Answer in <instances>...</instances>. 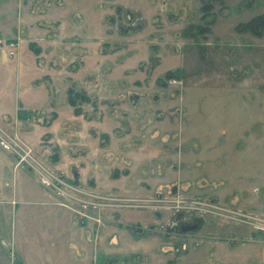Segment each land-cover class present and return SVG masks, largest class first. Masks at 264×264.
<instances>
[{
  "label": "rangeland",
  "instance_id": "rangeland-1",
  "mask_svg": "<svg viewBox=\"0 0 264 264\" xmlns=\"http://www.w3.org/2000/svg\"><path fill=\"white\" fill-rule=\"evenodd\" d=\"M46 14L56 25H37ZM261 15L264 0H0V30L27 18L36 37L19 40L17 65L0 50V131L68 185L114 199L80 213L36 165L0 147V264L259 257L264 233L165 200L252 214L228 198L246 188L249 121L262 93L263 39L242 26ZM42 30L61 54L44 52ZM43 75L56 76L53 85ZM192 224L199 229L182 233Z\"/></svg>",
  "mask_w": 264,
  "mask_h": 264
},
{
  "label": "crops",
  "instance_id": "crops-1",
  "mask_svg": "<svg viewBox=\"0 0 264 264\" xmlns=\"http://www.w3.org/2000/svg\"><path fill=\"white\" fill-rule=\"evenodd\" d=\"M46 10H47V8H46ZM27 24H28V19L25 18L24 22L21 20H17L16 27L11 26L8 30H5V31L0 30V43H2L3 41L7 42V41H14V40H17L19 43V40H22V39H28V41H35L36 37H34L35 34L32 32L33 29L30 28V25H27ZM38 24H40V25L42 24V25H44V27L49 26V25H53V24L56 25L53 22V20L47 14L43 15L40 18V20L37 21V25ZM44 30H48V29H44ZM55 31H57V32L54 33L53 37H55L56 40H61L62 39L61 32L60 31L58 32V30L56 28H55ZM4 33L12 34L13 37L11 36L9 38H4L5 37ZM47 33H44V31H43L41 33V37L37 38L38 40H40L42 42L44 41L45 43H47V46L45 47L44 52H48V53L51 52V53L56 54V55L61 54V52L63 50H62V48H58V45H60V43L58 41L56 42L55 39L53 40L52 38H50V34L49 33L47 34ZM82 33H83V31H81L80 34H82ZM239 33L240 34H247V33H242V32H239ZM14 36H15V38H14ZM87 36L88 35L85 34L86 38H87ZM252 36H256V35H254L252 33ZM221 37H222V35L220 36V38ZM256 37L259 40L263 39V43H261V45L264 46V32L262 31L261 35L256 36ZM51 41H53V44H51ZM237 42L240 44L246 43L247 45H249L247 47L249 49L251 47L254 48L253 42L250 43V41H247V40L243 41V43L241 41L239 42V40ZM221 43H223V42L221 41ZM54 45H55V47H53ZM2 46L0 45V50L3 52L2 54L5 58L4 59L5 62H8L6 55H5L4 51L2 50ZM69 53L70 54L73 53L72 49L69 51ZM69 53H68V55H69ZM18 54L19 53H18V48H17L16 58L12 62H9L8 65L12 66L14 64H16V65L18 64ZM73 54H75V53H73ZM86 54L88 55V52ZM86 57H88V56H86ZM52 58H54V57H52ZM48 64L50 65L49 62H48ZM46 65H47V63H45L43 58L39 57V59H37L38 68H41L42 70H44L46 68ZM232 70H234V69H232ZM246 70H248V68ZM91 71H94L93 67L91 68ZM236 75L233 78L238 80L239 79V78H237L238 74H236ZM245 75H247V72H245ZM244 78H247V77H240L239 80L244 79ZM43 79L45 81L46 87L47 86L50 87V85H53L52 83L56 79V76L54 77L53 80H49V75H43ZM245 84H247V83H245ZM256 90H258L262 93L257 98V103H256V106L254 108V112L250 116V121H249L250 122L249 123V130H248L249 136H248V142L246 143V148H247L248 152H250L251 162L249 160L247 161V171H246V176L244 178L246 181V188L248 187V190H246L245 186H240L238 188L237 192L232 193V195L228 199H229L230 204L243 207L247 211H250L252 214H255V215H258V216H261L264 218V64H263V73H262V85L257 87ZM252 157L255 159L253 160ZM258 157H259V159H258ZM244 179L242 176L239 177V180L240 181L242 180V182H245ZM247 183H249V184H247ZM241 185H243V184H241ZM253 233L254 232L250 231L251 237H253L252 236ZM221 239L222 238H220V240ZM250 241H251V243H254L257 246L259 245L257 243L258 240L254 239V238L253 239L251 238ZM237 246H238V244H233L231 246V249H235V248H237ZM259 247H261L259 257H257V255H255L254 250H251L250 253H247V256L245 257L247 259L245 262L246 264H264V239L261 241ZM219 259H221V258L219 257ZM231 260H232L231 261L232 264H240L242 259L239 255H237V256L235 255L234 258H231Z\"/></svg>",
  "mask_w": 264,
  "mask_h": 264
},
{
  "label": "built area",
  "instance_id": "built-area-1",
  "mask_svg": "<svg viewBox=\"0 0 264 264\" xmlns=\"http://www.w3.org/2000/svg\"><path fill=\"white\" fill-rule=\"evenodd\" d=\"M18 41H8L2 46L6 58L8 61H12L17 56ZM0 147L9 152L17 160V163L23 165H36L37 170L43 175V181L51 185L59 195H62L71 200V202L77 207L80 213L88 212L86 208L90 207L91 211L99 208L108 206L107 201H112L105 195H97L93 192L78 189L79 186L69 184L65 182L62 178L53 175L47 169L38 164L34 158L31 156L30 150L23 146L18 139L15 137H9L2 131H0ZM77 187V188H76ZM64 189V190H63ZM70 189V190H68ZM68 190V191H67ZM118 200V199H115ZM141 201V200H137ZM145 202H154L153 198L144 200ZM167 209H181L186 211H198L201 210L204 213L222 215L227 213L231 215V220L236 224H242L244 226L250 227V229L264 233V218L255 214L242 213L240 211H235L231 209H225L215 204H211L205 201H194L187 199H176L172 201L165 200ZM172 202V203H171ZM136 206L142 207L143 204L138 203ZM164 207V208H165Z\"/></svg>",
  "mask_w": 264,
  "mask_h": 264
},
{
  "label": "trees",
  "instance_id": "trees-1",
  "mask_svg": "<svg viewBox=\"0 0 264 264\" xmlns=\"http://www.w3.org/2000/svg\"><path fill=\"white\" fill-rule=\"evenodd\" d=\"M242 28L251 30L254 35L259 36L264 29V15L257 17L249 24L242 26ZM70 104L72 105L71 102Z\"/></svg>",
  "mask_w": 264,
  "mask_h": 264
},
{
  "label": "flooded vegetation",
  "instance_id": "flooded-vegetation-1",
  "mask_svg": "<svg viewBox=\"0 0 264 264\" xmlns=\"http://www.w3.org/2000/svg\"><path fill=\"white\" fill-rule=\"evenodd\" d=\"M207 225H209V224H207ZM193 226H194V229L189 230V231H195V230L199 229L198 226H197V224H192V225L181 226V227H180V230H181L182 228L193 227ZM181 231H182V230H181ZM185 232H188V231H184V232L182 231V233H185Z\"/></svg>",
  "mask_w": 264,
  "mask_h": 264
},
{
  "label": "water",
  "instance_id": "water-1",
  "mask_svg": "<svg viewBox=\"0 0 264 264\" xmlns=\"http://www.w3.org/2000/svg\"><path fill=\"white\" fill-rule=\"evenodd\" d=\"M77 183V175H75V184ZM194 229V226L193 227H186V228H182L181 230L184 232V231H189V230H192Z\"/></svg>",
  "mask_w": 264,
  "mask_h": 264
}]
</instances>
